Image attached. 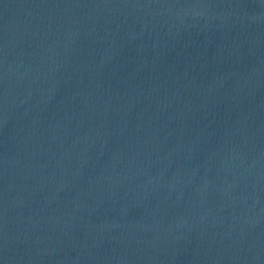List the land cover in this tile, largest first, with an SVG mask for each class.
Segmentation results:
<instances>
[{"label":"water","instance_id":"water-1","mask_svg":"<svg viewBox=\"0 0 264 264\" xmlns=\"http://www.w3.org/2000/svg\"><path fill=\"white\" fill-rule=\"evenodd\" d=\"M0 264H264V0H0Z\"/></svg>","mask_w":264,"mask_h":264}]
</instances>
